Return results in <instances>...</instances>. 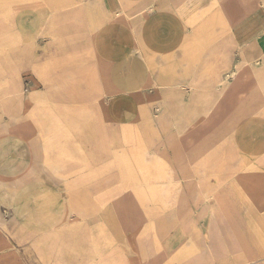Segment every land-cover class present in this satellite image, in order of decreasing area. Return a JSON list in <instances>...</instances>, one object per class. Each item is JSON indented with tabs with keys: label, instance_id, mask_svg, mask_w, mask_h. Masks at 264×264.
<instances>
[{
	"label": "crops",
	"instance_id": "obj_1",
	"mask_svg": "<svg viewBox=\"0 0 264 264\" xmlns=\"http://www.w3.org/2000/svg\"><path fill=\"white\" fill-rule=\"evenodd\" d=\"M37 8L3 1L0 27L19 36L20 25L40 19L32 14ZM141 37L128 38L138 57L120 65L127 71L121 81L91 73L90 82L83 50L74 59L55 53L49 66L61 75L55 79L26 82L25 71L36 64L26 63L23 52L15 64L1 65L0 196L13 219L1 220L0 228L73 232L87 244L84 254L111 264H264V69L244 64L235 80L229 74L219 80L207 59L195 60V48L187 52L182 42L165 48L152 35L144 37L157 45L150 50ZM233 37L243 44L248 35ZM142 75L154 83L142 87ZM97 103L108 106L99 110ZM138 119L145 121L146 151L153 153L160 138V202L146 187L143 211L131 190L120 189L138 182L122 180L110 155L120 148L121 122L132 137ZM206 154L211 173L193 174L195 157ZM153 178L146 176L145 185Z\"/></svg>",
	"mask_w": 264,
	"mask_h": 264
},
{
	"label": "rangeland",
	"instance_id": "obj_2",
	"mask_svg": "<svg viewBox=\"0 0 264 264\" xmlns=\"http://www.w3.org/2000/svg\"><path fill=\"white\" fill-rule=\"evenodd\" d=\"M3 1H0V8ZM24 2L26 5L35 4L40 7L32 12L40 19L35 20L38 23L33 24L29 21L24 26L20 25L19 36H13L16 31L13 35H8L7 29L0 27V68L3 63L15 64L16 55L23 52L26 63L35 61L36 64V71H25L26 82L60 77L58 71L56 73L55 70H49L52 60H55V53L66 54L64 57L74 59L81 50L87 53L85 68L90 75V82L91 73L95 75L97 73L101 80L121 81L127 71L124 68L120 70V65L123 62L125 65V59L127 61L129 57L132 61L138 57L133 45L128 44V38L133 37L138 43L136 38L142 36L139 39L140 44L152 50L150 43L157 47L155 42L149 40L152 35L157 36L158 42L165 48L170 49L177 42H182L187 52L195 48L197 53L195 60L202 63L207 59V65L217 70L215 73L218 74L219 80H226L230 73L231 79L235 80L238 75L234 71L244 64H260V69H264V0H120V2L24 0ZM45 4L49 7L44 6ZM20 15L18 14L19 19ZM242 25L246 27L243 28ZM233 34L248 37L242 40L243 44H239ZM158 42L156 41L157 44ZM119 48H122V52ZM129 48L132 51L127 56ZM119 53L124 55L120 56ZM157 58L158 56L155 59L159 65L161 61ZM139 66L137 63L135 67L137 71ZM156 68L159 69V66ZM157 73L158 71L155 72ZM139 77L142 87L151 84L154 79L145 75ZM25 90L30 89L26 87ZM41 90L47 91L49 88ZM143 95L142 92H138L136 101H142ZM95 106L97 109L99 107L106 109L108 105L97 103ZM153 112L155 119L160 113L159 106L154 107ZM100 113L107 112L101 110ZM100 122L106 125L104 120ZM136 122H140V129L137 128V134L132 137L123 133L127 132L128 128L125 127L127 123L121 122L122 137L121 141L117 142L120 148L111 151L110 155H113L116 165L114 172L122 180L138 182L122 184L120 189H125V192L131 190L137 209L143 211L146 187H151L154 191L153 198H158H154L153 201L160 202L161 184L157 183L161 175L160 138L157 136L153 139L151 147L153 153L146 151L145 121L138 119ZM198 158L197 160L195 157L198 168L194 169L193 174L209 175L211 172L207 167L208 155ZM247 168L246 166L245 173L250 174ZM148 175L154 177L152 185L144 183ZM0 200L4 204L0 211V222L1 220L8 222L13 219V212L2 196ZM105 202L107 207H111L112 200ZM115 205L120 209L126 207L123 203ZM89 206L95 207L91 200ZM40 218L34 217V222L36 219L39 223ZM32 230L31 225L24 233L11 234L0 228V264H111L102 261L103 259L97 257L96 253L94 256L84 254V249L88 246L78 237L73 239L76 236L73 232L71 234L66 230L58 232Z\"/></svg>",
	"mask_w": 264,
	"mask_h": 264
},
{
	"label": "bare ground",
	"instance_id": "obj_3",
	"mask_svg": "<svg viewBox=\"0 0 264 264\" xmlns=\"http://www.w3.org/2000/svg\"><path fill=\"white\" fill-rule=\"evenodd\" d=\"M50 2H51V1H50ZM57 2H58V1H57ZM54 3H55V2H54ZM48 7H49V5H48ZM137 32H138V31H137ZM263 33H264V29H263ZM157 59H158V61H161L159 57H158ZM143 76H144V75H143ZM228 76H229V78H231V77H232V74L230 73ZM147 77H148V76H147ZM139 78H140V77H139ZM141 79H143V78H141ZM139 80H140V79H139ZM141 81H142V80H141ZM149 81H150V80H149ZM154 81H155V78L152 80V83H154ZM116 204H117V203H116ZM116 207H117V206H116ZM118 208H119V207H118Z\"/></svg>",
	"mask_w": 264,
	"mask_h": 264
}]
</instances>
